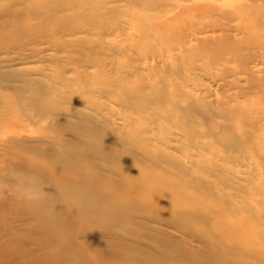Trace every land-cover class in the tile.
<instances>
[{"label": "bare ground", "instance_id": "obj_1", "mask_svg": "<svg viewBox=\"0 0 264 264\" xmlns=\"http://www.w3.org/2000/svg\"><path fill=\"white\" fill-rule=\"evenodd\" d=\"M0 203V264H264V0H0Z\"/></svg>", "mask_w": 264, "mask_h": 264}, {"label": "rangeland", "instance_id": "obj_2", "mask_svg": "<svg viewBox=\"0 0 264 264\" xmlns=\"http://www.w3.org/2000/svg\"><path fill=\"white\" fill-rule=\"evenodd\" d=\"M6 100H7V98H6L4 101L6 102ZM9 104H11V102H9ZM5 107H6L5 109H6V111H7V113L4 114L5 118H6L7 116L12 115V114L15 115V114L13 113V109H12L11 107H8V105H6ZM63 134H64V135H65V134H66V135H70L71 133L69 134V130H68V131H66V132L63 133ZM70 137H72V136H70ZM41 138H42V139H45V140H46V139H47V140L50 139V137H49V136H46V135H45V136L43 135ZM74 138H75V137H74ZM76 139H78V138H76ZM2 205H3V204L0 203V207H1Z\"/></svg>", "mask_w": 264, "mask_h": 264}]
</instances>
